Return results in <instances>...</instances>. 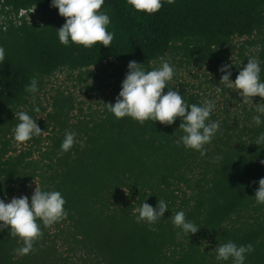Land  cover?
<instances>
[{
  "label": "trees",
  "instance_id": "16d2710c",
  "mask_svg": "<svg viewBox=\"0 0 264 264\" xmlns=\"http://www.w3.org/2000/svg\"><path fill=\"white\" fill-rule=\"evenodd\" d=\"M23 9L27 13L18 16ZM102 10L113 40L108 47L84 48L58 41L55 30L65 18L50 0H0V199L34 180L43 190H59L67 211L49 226L40 224L41 235L27 254L15 253L17 238L0 230V264H231L214 259L217 243L227 240L253 245L244 264H264V204L253 197L264 177V145L253 144L264 122L252 121L255 109L239 134L219 128L204 156L174 142L179 119L139 123L115 118L108 107L83 126L67 152L60 150V128L35 148L36 158L27 159L29 150L7 153L11 113L27 103L24 85L33 75L94 68L121 84L130 60L147 70L160 56L181 52L213 69L232 50L244 56L252 47L249 57L258 58L264 80V0H162L154 14L133 10L127 0H104ZM234 38L242 39L238 47ZM180 94L200 103L192 93ZM217 155L222 159L214 160ZM145 199L168 204L155 231L135 220L133 209ZM181 209L200 228L178 238L167 218Z\"/></svg>",
  "mask_w": 264,
  "mask_h": 264
},
{
  "label": "clouds",
  "instance_id": "9594fccd",
  "mask_svg": "<svg viewBox=\"0 0 264 264\" xmlns=\"http://www.w3.org/2000/svg\"><path fill=\"white\" fill-rule=\"evenodd\" d=\"M127 3L133 10L145 14H154L162 7V0H127ZM103 4L104 0H50V6L65 18L64 23L55 30L58 41L65 46L77 44L84 48L94 45L110 46L114 33L107 29L110 17L102 10ZM4 58L5 48L0 45V61ZM158 60L157 66L147 70L143 63L136 60L128 62L115 101L106 103L108 111L117 119L128 116L139 123L158 121L171 125L179 119L177 129L180 134L176 135L177 129L174 130V142L178 146L197 150L204 156L207 151L205 145L212 141L219 129V121L209 119L215 104L210 99H205L202 103H188L177 88L167 87V82L174 76V68L164 56H160ZM230 67L229 64H224L218 68L222 73L218 91L221 85L234 88L243 103H253L252 98L256 96L264 100V80L260 78L261 67L257 57L250 56L247 59V63L239 68L234 81L230 79ZM24 90L35 99L38 92L36 75L24 85ZM253 104L256 105V114L251 119L259 126L264 122V102L257 101ZM32 111L39 112L40 108L34 105ZM14 119L17 123L12 128V136L16 142L23 143L42 132L37 119L27 111H16ZM76 135L75 131H65L60 144L62 152L71 149L76 142ZM253 144L264 145V131L258 133ZM220 159L222 157L219 155L214 158ZM261 163L264 164V161ZM253 197L257 204H264V177L259 178ZM146 201L147 199L133 209L137 213L135 220L155 231L154 225L164 216L168 204L164 199H157L155 206ZM64 204L65 199L59 190H43L37 184L30 197L20 195L0 199V230L7 228L8 235L17 238L19 246L13 251L19 255L29 253L41 235L40 224L49 226L67 215ZM167 219L178 229V238L196 233L200 228L186 219L183 209L171 213ZM214 251L217 262L230 260L231 264H244L246 254L253 251V245H237L232 240H227L217 243Z\"/></svg>",
  "mask_w": 264,
  "mask_h": 264
},
{
  "label": "rangeland",
  "instance_id": "374dc122",
  "mask_svg": "<svg viewBox=\"0 0 264 264\" xmlns=\"http://www.w3.org/2000/svg\"><path fill=\"white\" fill-rule=\"evenodd\" d=\"M242 39L234 38L232 45L238 47ZM238 50H232L229 59L222 65L229 64L232 73L230 79L235 80L239 68L243 62H247L254 48L244 52V56H238ZM255 55V53H254ZM165 58L174 68V76L167 82L169 87L177 88L185 94L196 95L200 103L205 99L214 102L215 107L209 119L219 121V128L227 133H238V128L247 124L248 118L253 114L256 105L249 102H241V97L234 88L219 86V78L222 75L217 67L209 69L207 64H201L198 59L188 58L183 54H167ZM159 62L155 63V66ZM109 73V72H108ZM38 92L35 99L32 94L24 105L17 106L11 113L12 126L6 133V150L10 155L19 152L31 151L32 156L27 159L36 158L34 151L36 147L43 148L48 143L47 135L57 132L60 128L64 131H75L80 134L84 125H89L92 119L100 116L106 103H113L120 89V83L114 82V78L94 68L71 71L61 68L50 76L37 77ZM253 99V98H252ZM254 101V99H253ZM58 104L61 108H58ZM40 108L39 112H33V106ZM19 110L27 111L35 119L41 129V133L21 143L16 142L12 136V128L17 123L14 113ZM242 138H245L241 134ZM235 139V137H233ZM34 180H29L25 187L20 190L14 186L13 191H8L3 199L12 196H31L36 187ZM179 200V198H178ZM206 245L207 242H202Z\"/></svg>",
  "mask_w": 264,
  "mask_h": 264
},
{
  "label": "built area",
  "instance_id": "2783aa9c",
  "mask_svg": "<svg viewBox=\"0 0 264 264\" xmlns=\"http://www.w3.org/2000/svg\"><path fill=\"white\" fill-rule=\"evenodd\" d=\"M28 12H31V10H29ZM27 13L26 10H20L19 13H18V16H22V15H25Z\"/></svg>",
  "mask_w": 264,
  "mask_h": 264
}]
</instances>
